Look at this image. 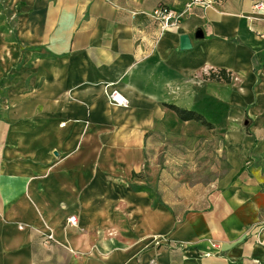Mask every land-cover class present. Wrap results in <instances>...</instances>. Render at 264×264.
Here are the masks:
<instances>
[{"label": "crops", "instance_id": "obj_1", "mask_svg": "<svg viewBox=\"0 0 264 264\" xmlns=\"http://www.w3.org/2000/svg\"><path fill=\"white\" fill-rule=\"evenodd\" d=\"M185 2L0 0V264H264V0L159 30ZM170 105L222 129L206 185L163 178Z\"/></svg>", "mask_w": 264, "mask_h": 264}, {"label": "rangeland", "instance_id": "obj_2", "mask_svg": "<svg viewBox=\"0 0 264 264\" xmlns=\"http://www.w3.org/2000/svg\"><path fill=\"white\" fill-rule=\"evenodd\" d=\"M0 13V20H5L8 25H10L11 21L15 19V17L13 19L12 17L10 18L8 8H5V6H3ZM6 24L4 28L8 26H6ZM202 116L204 117L203 114ZM203 120L204 121L192 119L188 120L189 122H184V120H180L176 114L173 115V117L168 115L164 118L165 131L178 132L177 136L170 137L168 134L165 136V139L163 140L164 148L166 149L172 145L178 146L183 152L182 155L175 156L179 159L178 163L180 165L178 168L172 171L167 168L164 172L163 178H180L178 184L180 190L185 188L188 189L189 187H192L193 184L198 183H200L199 185H206L210 179L217 175L216 166L218 164H223V158L216 150V148L220 149L222 147L221 139L218 138V132H221L222 129H219L218 123H211L206 117H204ZM164 150L163 153L160 154L158 161H167L166 163L169 164V160L164 159V157L169 154L165 155ZM141 177L146 180L150 178L147 166L142 172ZM166 187L168 190L177 188L170 187L169 184ZM151 189L155 191L154 188ZM185 196L186 195L183 196L182 194L178 195V197Z\"/></svg>", "mask_w": 264, "mask_h": 264}, {"label": "built area", "instance_id": "obj_3", "mask_svg": "<svg viewBox=\"0 0 264 264\" xmlns=\"http://www.w3.org/2000/svg\"><path fill=\"white\" fill-rule=\"evenodd\" d=\"M215 2L216 0H186L183 9L180 11L169 7L158 6L151 13V17L156 21L159 30H166L168 28L176 26L179 23L182 15L187 12L192 6L197 5L203 8H207L212 6ZM108 97L114 103L121 105L126 104V99L116 90H112L111 92H109ZM67 223L71 226H74L76 224L75 215L69 216V218L67 219Z\"/></svg>", "mask_w": 264, "mask_h": 264}, {"label": "trees", "instance_id": "obj_4", "mask_svg": "<svg viewBox=\"0 0 264 264\" xmlns=\"http://www.w3.org/2000/svg\"><path fill=\"white\" fill-rule=\"evenodd\" d=\"M161 7H166L165 5H159ZM211 78L213 79H217V80H224L226 82H228L230 80L229 78V74H227L225 72V70L220 69L217 72H211L209 75ZM170 109H172L176 115L178 116V118L180 120H201L204 121V117L202 116V114L196 110L193 109H186L183 107H177L174 105H170L169 106ZM144 188H146L148 191H150L151 195H154L155 192L151 189V187L145 186Z\"/></svg>", "mask_w": 264, "mask_h": 264}, {"label": "water", "instance_id": "obj_5", "mask_svg": "<svg viewBox=\"0 0 264 264\" xmlns=\"http://www.w3.org/2000/svg\"><path fill=\"white\" fill-rule=\"evenodd\" d=\"M202 32L200 29H197L194 37L195 38H202ZM179 40H180V49L181 50H185L191 47V43H190V38L187 34H182L179 36Z\"/></svg>", "mask_w": 264, "mask_h": 264}]
</instances>
